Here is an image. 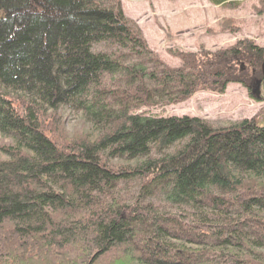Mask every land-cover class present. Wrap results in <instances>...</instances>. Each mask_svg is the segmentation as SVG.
<instances>
[{"label":"trees","instance_id":"trees-1","mask_svg":"<svg viewBox=\"0 0 264 264\" xmlns=\"http://www.w3.org/2000/svg\"><path fill=\"white\" fill-rule=\"evenodd\" d=\"M263 50L170 66L118 0H0V264H264V117L146 112L246 87ZM64 109L97 136L68 135Z\"/></svg>","mask_w":264,"mask_h":264},{"label":"rangeland","instance_id":"rangeland-1","mask_svg":"<svg viewBox=\"0 0 264 264\" xmlns=\"http://www.w3.org/2000/svg\"><path fill=\"white\" fill-rule=\"evenodd\" d=\"M118 1L125 17L137 25L148 46L170 66L180 62L174 54L177 50L213 51L231 47L244 39L264 49V0H226L228 4L225 6L213 4L210 0ZM224 20H230L232 29L222 26ZM231 58L225 59L228 67L236 63ZM236 65L239 68V64ZM248 88L239 82H230L223 92L197 90L181 102L149 108L146 112L156 116L198 117L217 127L248 120L255 115L260 121L264 117V81L259 93L251 94ZM61 115V125L68 135L82 133L91 139L97 136L98 132L84 121L81 114L64 109ZM259 124L263 125L264 120ZM0 143L9 144L10 140L0 136ZM175 147L176 144L166 153ZM111 161L124 165L139 162L125 158Z\"/></svg>","mask_w":264,"mask_h":264},{"label":"water","instance_id":"water-1","mask_svg":"<svg viewBox=\"0 0 264 264\" xmlns=\"http://www.w3.org/2000/svg\"><path fill=\"white\" fill-rule=\"evenodd\" d=\"M261 74L262 77H264V51L262 53V62H261ZM260 80L257 78H253L250 82L249 87L251 88V94H256L258 93L259 85H260Z\"/></svg>","mask_w":264,"mask_h":264}]
</instances>
